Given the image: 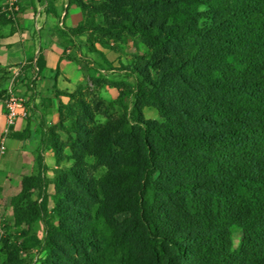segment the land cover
<instances>
[{
  "label": "trees",
  "instance_id": "trees-1",
  "mask_svg": "<svg viewBox=\"0 0 264 264\" xmlns=\"http://www.w3.org/2000/svg\"><path fill=\"white\" fill-rule=\"evenodd\" d=\"M71 5L82 20L58 30L65 49L83 37L101 69L114 70L96 45L133 44L115 68L132 80L111 81L118 94L108 102L88 100V81L107 82L75 58L86 85L56 91L57 121L10 199L0 264H34L36 246L41 264H264V0ZM149 107L158 118L145 116Z\"/></svg>",
  "mask_w": 264,
  "mask_h": 264
},
{
  "label": "crops",
  "instance_id": "crops-1",
  "mask_svg": "<svg viewBox=\"0 0 264 264\" xmlns=\"http://www.w3.org/2000/svg\"><path fill=\"white\" fill-rule=\"evenodd\" d=\"M18 6L20 13L0 20V145L6 147L0 152V203L17 194L22 175L35 169L42 131L58 118L56 91H69L84 80L73 49H65V37L58 33L82 20L79 7L66 11L67 0H19ZM38 57L41 72L36 74ZM9 87L25 98L30 116L5 135L3 96ZM60 99L64 102L65 96ZM43 156L54 168L52 150L45 149ZM0 212L12 216L11 206L3 212L0 205Z\"/></svg>",
  "mask_w": 264,
  "mask_h": 264
},
{
  "label": "rangeland",
  "instance_id": "rangeland-1",
  "mask_svg": "<svg viewBox=\"0 0 264 264\" xmlns=\"http://www.w3.org/2000/svg\"><path fill=\"white\" fill-rule=\"evenodd\" d=\"M17 3L19 4V0H17ZM67 9H68V6L65 7L66 11ZM11 13H12V10L10 9V0H0V16L2 14H6L7 16H10L8 14H11ZM65 17H66V14H65ZM77 42L80 43L81 45L80 49L76 47H70L71 49H73V52L71 53L73 57H75L77 61L79 60L81 64L88 65V68H89L88 70H90L91 74L95 76H98L99 74L104 75L105 80L107 82V83H104L103 87L99 88L91 84L90 81H88V85L86 86L84 90L86 98L90 100L93 96H98V97L103 98V100H105L106 102L110 101L111 99L116 98L118 94V90L116 87L111 86L110 82L111 81L119 82L120 80L125 78L123 75L124 72L117 70L115 68H119V66L122 63H126L127 59L130 58V55L132 54V52L136 50L134 45L133 44L126 45L125 49L121 53L114 52L113 50H109V49H103L99 45H96V48L103 51V53L107 57V60L112 63V67L114 68V70H104V69H101V67L99 66V63H101L102 59L97 55V53L91 52L88 50V47L85 43V39L83 37H80L78 38ZM85 75H84V80L81 82L83 84L87 82ZM125 80L131 81L132 79L129 77V78H125ZM76 88H77V85L71 88L69 92L75 91ZM68 100H69L68 97L65 96L64 102H68ZM144 113L147 118H154V119L158 118L157 111L154 108H150V107L145 108ZM48 174L51 175V173H48ZM10 199L11 198L9 197L6 199H1V203H0L1 211L5 212V207L7 208L8 206H10ZM40 202L44 204L46 207L49 206V204H51L50 198H47V197L40 199ZM3 214L7 220L11 219V217H8V215H6L5 213ZM126 216H128V213L120 215V218H124ZM7 226H10V225H7ZM21 229L22 228L12 227L11 231L14 235H19L21 232ZM34 230L36 231L37 238L41 240L44 235L43 222H41L37 227H35ZM234 239H235V244L237 246L238 241L240 239V233L237 230H235L234 232ZM101 243H102V246L105 252H108V253L112 252L113 242L111 239L103 238ZM34 251H35L34 253H31L32 258L35 259V261L33 260L34 264H41L45 254L41 251L40 247H37V246L34 247Z\"/></svg>",
  "mask_w": 264,
  "mask_h": 264
},
{
  "label": "built area",
  "instance_id": "built-area-1",
  "mask_svg": "<svg viewBox=\"0 0 264 264\" xmlns=\"http://www.w3.org/2000/svg\"><path fill=\"white\" fill-rule=\"evenodd\" d=\"M10 9L12 12L18 10V3L17 0H10ZM3 105L5 108V135H7L11 128L16 124L18 120L26 119L30 116V110L26 104V100L23 96L16 94L12 87H9L3 96ZM5 145H0V152H5ZM7 219L5 218L4 214L0 212V241L1 238L6 234L5 223ZM34 249L31 253H34ZM22 254H24L21 251ZM35 261V259H33Z\"/></svg>",
  "mask_w": 264,
  "mask_h": 264
}]
</instances>
